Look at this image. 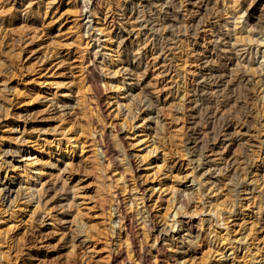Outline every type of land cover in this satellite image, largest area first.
Listing matches in <instances>:
<instances>
[{"label": "rangeland", "instance_id": "rangeland-1", "mask_svg": "<svg viewBox=\"0 0 264 264\" xmlns=\"http://www.w3.org/2000/svg\"><path fill=\"white\" fill-rule=\"evenodd\" d=\"M177 2L184 21L157 37L163 47L178 42L168 72L144 58L132 100L122 67L152 45L117 48L129 0H0V264H264V0ZM226 29L250 46L254 82L207 96L216 106L230 98L224 111L238 125L248 103L245 193L232 173L199 188L208 165L196 169L201 149L184 147L186 127L201 130L207 118L181 109L182 97L195 93L212 34ZM147 95L159 124L141 112ZM176 210L192 237L164 235Z\"/></svg>", "mask_w": 264, "mask_h": 264}, {"label": "bare ground", "instance_id": "bare-ground-1", "mask_svg": "<svg viewBox=\"0 0 264 264\" xmlns=\"http://www.w3.org/2000/svg\"><path fill=\"white\" fill-rule=\"evenodd\" d=\"M129 1L133 7L129 13L123 16L119 23V31L114 35V41L117 44V48L130 50L127 43L130 40L140 41L141 38H144L147 44L149 43L152 45L149 51L146 49L141 51L139 58L134 56L131 59H127V63L122 67V70L126 75L125 78L127 79V93H129V98L134 100L136 97L134 94L136 92L141 94L143 91V83L137 79L136 75L138 72L140 74L143 69L145 73L148 71L150 60L153 61L154 64L156 63L160 65L162 63L161 69L164 70L160 71L159 76L168 72L166 67L168 51H170L169 47L177 45L178 42H174L168 38L167 46L165 45L163 47L159 45L160 41L157 37L161 36L159 34V32H161V27L165 28L166 24L169 23L170 26H176L179 23H182L184 21L182 13L185 10H180L184 7L182 2H177L173 6V3L177 0ZM173 7L179 8V15H173ZM146 9L149 10V14ZM161 17L163 18L161 19ZM229 24L230 23L228 22L227 25L229 26ZM214 26H219V24L214 23ZM169 34L170 29H164L163 35L168 36ZM200 39L206 41L207 37L206 35H202L200 36ZM208 44L209 46L207 47L211 50L207 53L205 60L199 68L194 87L195 93H201L200 97L197 99L195 93L191 95L187 92L183 95V103L181 104V109L183 108V110L191 113L193 119H196L195 115L200 108L205 109L203 117L207 118V124L205 122V124H203L204 127H202L201 130L186 127L187 132L184 147L187 148L188 151L193 149L198 150L199 148L201 149L202 153L198 159L196 169H204V165H208L206 172L202 174L204 182L202 181L201 183H198V177H195L193 180L200 185L199 188H202L204 184L209 182L214 185H219V182L221 181L219 178L220 175L225 174L231 176L232 173L238 174L241 177V193H245L249 191L248 187L252 184V182H249V179H247L249 174L248 160H250L251 155L249 154V151L244 150L245 142L244 138H242L247 132L244 131L245 128H247L250 117L246 111L248 103L246 101L242 103V110L240 111L241 124L238 125V123L232 119V114H226L224 111V109L229 106L230 98L224 100L222 106H216L214 101L208 99L207 95L213 94L215 96L218 95L224 97L226 91L232 89V87L236 85L243 87L247 92L248 87L254 82V78H252L249 72L251 64L249 54L251 48L245 42L234 37L232 31L228 29H226L225 32L221 31L212 34ZM262 56L263 62L264 54ZM144 58L145 60L148 58L150 60L144 62ZM222 59L225 63L224 68H214L211 66V63ZM262 62L261 68L264 67V63ZM238 67L242 70L241 77L238 82H236L232 78V70H237ZM227 73H230V75ZM156 103L157 102L154 101L152 95L151 97L147 95L142 99L140 109L141 112L147 116L146 120L159 124L160 109H158ZM206 104H209L207 108L205 106ZM218 123L220 124L219 127ZM215 124H217V128H215ZM211 125H213L212 128ZM209 136L211 137V140H208ZM236 145L239 146L240 150L246 156L243 161H239L236 152H233L232 154V148ZM3 191L5 197H10L14 194L11 185L7 188L5 187ZM29 196L33 199L35 197V192L29 193ZM240 198H242V194ZM179 215V211L176 210L173 216L174 223L171 228H166L165 231H163L164 235L171 236L172 238H175L176 235L183 237L182 232L187 231V235L192 237L193 225L191 221L176 220L175 218ZM177 230L181 232L176 234Z\"/></svg>", "mask_w": 264, "mask_h": 264}]
</instances>
